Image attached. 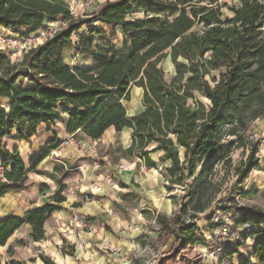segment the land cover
I'll return each mask as SVG.
<instances>
[{"label": "trees", "instance_id": "trees-1", "mask_svg": "<svg viewBox=\"0 0 264 264\" xmlns=\"http://www.w3.org/2000/svg\"><path fill=\"white\" fill-rule=\"evenodd\" d=\"M224 6L233 16H223ZM134 9L143 15H135ZM59 20L67 26L25 52L20 62H12L0 52V98L8 101V107L0 104V147L5 138L32 144L40 128L53 132L58 121L67 125L68 135L81 132L94 141L103 139L111 127L117 132L128 128L132 143L120 153L139 159L150 169L171 162L163 168L168 188H172L195 177L199 163L219 159V153L225 155L220 149L224 127L228 125V134L242 141L238 128L246 133L252 123L264 118V0H241L238 6L220 5L219 0H107L83 19L70 14L65 0H0L2 30L35 34ZM97 23L120 28L127 40L125 50L115 49L117 32L96 50L91 40L80 38L75 43L80 54L93 56L95 63L85 68L68 66L64 51L74 45L72 36L84 26L92 35L104 34L95 27ZM167 55L176 73L170 83L162 67ZM214 71L219 76H212ZM133 86L144 90V109L129 118L123 101L131 100ZM57 142L51 140L29 167L18 149L11 152L3 146L0 198L25 191L31 185L30 173H36L41 162L60 146ZM260 144L251 147L244 167L238 170L237 184L243 185L260 168ZM157 152H163L159 161L152 157ZM205 173L206 169L194 178L197 185L191 186V201L173 216L143 211L158 223L160 236L174 238V250L161 264H202L193 251L199 243L197 224L186 225L184 218L190 205L195 214L208 209L202 198ZM59 186L42 208L27 210L22 217L11 214L0 219L1 246L27 223L34 241L45 239L46 222L66 200L63 193L68 186ZM236 205L217 206L206 221L207 229L213 232L226 224L224 219H216V212L232 214L239 238L232 239L225 256L232 258L241 248H250V255L240 264H251L252 257L264 264V211L238 209L241 214H237ZM248 238H256L251 246ZM43 262L56 264L47 256ZM8 264L25 262L13 258Z\"/></svg>", "mask_w": 264, "mask_h": 264}, {"label": "rangeland", "instance_id": "rangeland-1", "mask_svg": "<svg viewBox=\"0 0 264 264\" xmlns=\"http://www.w3.org/2000/svg\"><path fill=\"white\" fill-rule=\"evenodd\" d=\"M67 1L71 5H74L76 9L78 8L79 3L74 2V0H65V2ZM105 1L107 0H99L98 3L85 6L83 9L78 8L79 16L77 19L90 17L99 8L100 4ZM210 1L212 0H207V3ZM240 1L219 0V3L220 5L227 3L228 6H238ZM222 9L224 17L233 16V13L227 7L224 6ZM134 14L138 16L143 15L137 9H134ZM61 26V20H59L53 22L52 25L49 24L48 28H58ZM95 27L103 29L105 33L92 35L89 27L84 26L81 31L72 36L74 45L69 46L64 51V61L68 66L85 68L95 63L93 56L80 54V49L75 45L80 38L91 40L93 49L96 50L103 43L107 44L109 38L117 32L118 38L113 43L115 49L118 51L125 50L127 40L121 33L120 28L112 29L101 23L95 24ZM19 35L30 36L32 34H28L22 30ZM0 52L10 57L12 62H20L24 55L23 52L22 54H14V52L2 50ZM181 61L185 60L181 59ZM162 67L166 74L165 79L170 83L176 76V73L169 55L164 57ZM212 76H219V72H212ZM208 80L210 81L211 78H208ZM21 83H23V80H21ZM136 87L133 86L132 88L131 100L123 101L124 106L127 107L129 118H133L144 107L142 106L144 90H136ZM0 104L8 107V101L2 98H0ZM67 119L68 116H66ZM263 122L264 118L258 119V121L251 124L246 133L239 127L238 135L242 136V141L238 140L239 137L228 134L229 126L227 125L221 131L220 138V149L226 151L225 155L221 157V153H219V159L218 157L217 159H207L197 165L195 177L202 170L206 169L204 176L206 180L205 189L202 198L204 203L209 206L206 211L195 214L190 208L192 205H190L185 213L184 221L186 225H191L192 222L197 224L195 238L199 243L195 245L193 251L202 264H240L250 255V248H241L240 253L233 255L232 258L225 256V251L231 248L232 237H234L233 234L236 232L233 228L236 217L232 216V214L229 216L224 215L223 212H216V217H221L227 222L226 228L230 232L228 236L222 235L220 229H216L213 234V232L207 229L206 221L212 217L217 206H230L233 203L237 204L234 209L236 212L238 209L246 210L251 208L262 209L264 211V169L251 173L243 185L237 184L238 170L244 167L243 164L249 157L252 150L251 147L259 141L261 144L258 157L264 165V126H260ZM65 126L66 124L58 121L52 127L53 132L46 131L45 127L40 128L37 136L32 139L33 143L30 144V149L32 150L33 145L35 150L47 149L51 140H57L58 142L62 138L66 140L67 137L64 134ZM131 134L132 131L125 128L121 132H115V134H108L106 132L103 139H101L102 141H91L86 144L82 142L79 135L75 136V138L72 137L74 141L72 143L70 141L71 144H66L65 140L61 143L64 144L62 148L69 146L83 148L86 151L84 153L91 161L92 170H94L93 180H91L89 185H86L87 188L84 190L73 186L71 192L82 196L79 198L85 204H89L88 210L93 214L90 217L96 219L93 220V226L99 233L105 232V238L96 237V242H93L91 246L94 252L89 256V259H85L88 248L79 239V236L76 238L75 235L78 234L77 230L87 229L86 224L88 223V219L82 213H75L74 216L79 215L83 217L84 222L79 225L76 221H73V225L66 232L68 237L64 235L65 232L61 231L62 237L65 240L60 243L62 249H64V253L73 258V264H161L162 258L174 250V238L160 236L161 231L159 230L158 223L151 215L144 214L143 211L157 210L161 214L173 216L183 204L191 201L189 198V194L192 193L191 186L197 185V182L194 181L195 177H192L188 178L182 186L174 185L172 188H168V178L164 174L163 167L170 166L171 162L158 163L157 167L150 169L146 168L137 158H125L119 150L128 148V144L131 145ZM12 140L11 138L3 139L0 152L3 146H6L8 150L14 151L15 142ZM58 142L57 144H60ZM25 146L28 145L21 143L17 149L24 151ZM161 156H163V152L152 154V157L156 161H159ZM73 163L75 164L65 167L59 162L56 164H61L62 169L67 171V174H79L81 170L75 169L78 162ZM41 175L43 173L39 165L36 173H30L31 185L21 192L23 197L28 196L33 191V180L35 179L39 182ZM120 183L127 184V187ZM59 185L60 183L58 182V188L60 187ZM69 190L70 187L68 186L63 195L69 194ZM18 194H13L9 197L5 196L4 199H0V219L17 212V209L12 206L19 204V202L17 203ZM38 197L39 194H37ZM23 210L25 211V208ZM237 214H241V212H237ZM30 233L31 229L23 227L13 234L14 236L8 241L7 245L0 246V264H8L13 258L25 262V264H45L43 262L44 256L50 257L57 264L54 258L56 249L53 247V243L49 242V237L46 235L43 241L36 242L32 239ZM106 236L114 242L113 245L106 242ZM256 238L247 239L249 246L254 244L253 241ZM72 248L75 249L73 256L71 254ZM93 256L95 258L91 260ZM64 257L66 258V256ZM251 259V264H260L257 258ZM63 264L70 263L64 262Z\"/></svg>", "mask_w": 264, "mask_h": 264}, {"label": "crops", "instance_id": "crops-1", "mask_svg": "<svg viewBox=\"0 0 264 264\" xmlns=\"http://www.w3.org/2000/svg\"><path fill=\"white\" fill-rule=\"evenodd\" d=\"M238 1L239 0H234V2H238ZM1 31H3V30L0 28V33H2ZM16 34H18V33H16ZM136 90L142 91V89L140 87H136ZM143 93H144V91H143ZM143 109H144V107H143ZM66 116L67 115H64L65 119H66ZM260 126H264V122L262 124H260ZM66 127H67V125L64 128V134H65V137H67L66 140H68L71 136H73L75 138V136L80 135L81 136L80 138L82 139L83 143L87 144L91 141H94L93 139L84 136L81 132H78L77 134H74V135L73 134L68 135L66 132ZM115 132H117V131L114 127H111L107 130L108 134H113V133L115 134ZM64 140L65 139H63V138L59 139L58 143H60L59 147H61V148H56V150H53L52 154L49 155L47 158H45L41 162L40 168H41L43 175H41V179L39 182L35 179L33 180L34 181L33 182L34 185L32 184L33 185L32 186L33 191L31 193H29L28 196L23 197L21 195V192H11L10 194H7L6 197H9L13 194L19 193L18 194L19 197L17 198V203L19 202V204H17L16 206H12V207L17 209L16 210L17 212H15L14 215L24 216L25 211L31 210V209H36V208H42L43 206L48 204L50 201V198L56 193V191L58 189V187H57L58 182H60L61 184H65L66 186H69L70 187L69 194L65 195L66 200L64 201V203L61 204L62 209L59 210L58 212H55L50 217V219L46 222L45 234L49 237L48 238L49 242L53 243V247L56 249V255L54 258H55L57 264H60V263L63 264L64 262L73 264L74 263L73 258L70 257L67 253H64V249H62L61 244H60L63 240H65L62 237L61 231L65 232L64 235H66V237H68L67 236L68 234H66V232L68 231L70 226L73 225V221H74L73 218L74 217H72V216H74L75 213H82L86 216L85 218L88 219V223L86 224L87 229L77 230L78 234L75 235L76 238H78V236H79V239L81 241H83L84 244L88 248V253L85 256V259H89L90 258L89 256L92 254V252H94V249H92L91 246H92L93 242H96V237H101L102 239L105 238V232L99 233L96 230V228L93 226V224H94L93 220H96V219L90 217L93 214L90 210H88L89 204H85V202L82 201V199H80L82 196H79L75 192H73V193L71 192L73 186H75L77 188H81L82 190H84L85 188H87L86 185H89L91 180H93L92 178L94 176V170H92V165L90 163L91 161L89 160L88 156L84 153L86 151L83 148L73 147V146L62 148V145H64V144H61V143ZM12 141L15 142L14 149H17L18 145L21 144L18 141H15V140H12ZM97 141H102V140L101 139L96 140L95 142H97ZM25 143L28 146H25L24 151H20L18 149V152L23 157V160L26 163V165L29 167L31 165V162L34 159L40 157L41 152L46 150V149L35 150V147L33 145L32 150H31L30 144L28 142H26V141L22 142V144H25ZM128 146H130V144H128ZM158 153H161V152H158ZM76 161L78 162V165L75 166V169L81 170L79 172V174L78 173L67 174V171H64L62 169L61 164L65 167L67 165L75 164L73 162H76ZM57 162H59L61 164H56ZM259 165H260V168L252 171V173H255L257 170L260 171V169H264V165H263L261 160L259 162ZM37 194H39L38 198H37ZM4 197H1L0 199L2 200V199H4ZM24 208H25V211L23 210ZM23 227L31 229V226L28 223L25 224ZM23 227H21L20 229H22ZM75 228L77 229V227H75ZM16 232H18V230ZM106 242H108L110 245L114 244V242L111 241V239L109 237H107ZM1 247H3V246H1ZM64 256H66V258ZM94 258H95V256H93L91 260H94ZM252 258H254V257H252ZM99 262H102V261H99Z\"/></svg>", "mask_w": 264, "mask_h": 264}, {"label": "built area", "instance_id": "built-area-1", "mask_svg": "<svg viewBox=\"0 0 264 264\" xmlns=\"http://www.w3.org/2000/svg\"><path fill=\"white\" fill-rule=\"evenodd\" d=\"M99 0H74V2L79 3L78 8L83 9V7L85 6H90L91 4H95L98 3ZM68 4V9L70 11V14L77 19L79 14L77 9L74 7V5H71L68 1L66 2ZM53 24V23H52ZM51 24V25H52ZM61 27H66L67 26V22H63L61 21ZM61 27L58 28H41L37 31V33L32 34L30 36H20L19 34H16L14 32L8 31V30H3L1 31L2 33H0V50L2 51H9V52H14L17 54H22L33 49V48H37V45L43 44L44 41L48 40V39H52L53 36H55L57 34L58 31H60ZM73 136H71L69 138V140H66V144H71L72 141H74V139H72ZM71 141V143H70ZM92 152V150H91ZM96 166H98L96 164ZM121 168H124L123 166H120ZM3 164L2 162H0V176L3 175ZM221 217H216V219H219ZM74 221H76L79 225L82 224L84 222L83 217L79 216V215H75L74 216ZM227 222L225 225L217 228L220 229V233L222 235H229V230L228 228H226ZM249 226V225H247ZM216 230V229H215ZM215 230L213 231V234L215 233ZM234 237H232V239H238L239 238V234L235 233L233 234Z\"/></svg>", "mask_w": 264, "mask_h": 264}]
</instances>
